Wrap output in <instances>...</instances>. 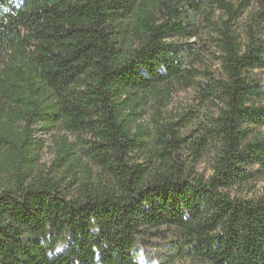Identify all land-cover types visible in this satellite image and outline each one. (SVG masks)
I'll use <instances>...</instances> for the list:
<instances>
[{"label": "trees", "instance_id": "1", "mask_svg": "<svg viewBox=\"0 0 264 264\" xmlns=\"http://www.w3.org/2000/svg\"><path fill=\"white\" fill-rule=\"evenodd\" d=\"M254 1L242 40L236 25ZM262 24L264 0H0V157L12 171L0 185V264H138L137 240L163 227L205 264H264V197L231 192L264 172V139L250 136L264 125L250 75L264 68ZM202 30L219 75L193 67L188 40ZM187 83L210 112L198 135L137 122L147 93L136 91L160 107ZM60 120L89 134L84 154L106 181H27L32 126ZM59 150L70 172L78 158Z\"/></svg>", "mask_w": 264, "mask_h": 264}, {"label": "rangeland", "instance_id": "2", "mask_svg": "<svg viewBox=\"0 0 264 264\" xmlns=\"http://www.w3.org/2000/svg\"><path fill=\"white\" fill-rule=\"evenodd\" d=\"M258 8V3L254 1L251 7L238 19L236 31L242 40L245 39L249 27L255 26L254 13ZM261 28L257 32L259 35L262 34L261 31H264V24L261 25ZM205 32L202 30L201 37L188 40L194 44V50L200 56L194 62L193 67L200 71L199 73L208 71L219 75L218 59L213 46L207 41ZM250 75L251 79L264 89V68L253 70ZM170 88V100L160 107L156 104L155 97L150 94L152 93L150 90L146 92L143 90L136 91L138 95L147 93V99L140 106L141 115L137 122L142 125H149L152 130L155 125L174 124L175 131L181 136L198 135L197 130L207 122L206 118L210 112L197 103L195 85L191 83L173 84ZM260 102L264 103V97L260 99ZM31 129L33 137L39 143V148L34 150L36 154L35 166L27 181L38 180L40 177L57 179L64 176L65 180L62 185L66 190L75 189L81 181L93 183L106 181L100 167L91 162L84 154L83 144L90 138L87 132L72 129L63 120L56 122L53 126L34 124ZM250 136L264 139V125L251 126ZM63 143L70 145L72 157L78 158L76 165L72 167L70 172H64L58 161V156L61 154L59 149ZM210 158L207 153L204 154L196 166V170L204 176L211 172ZM10 172L12 171L7 170L0 157V185L10 181ZM231 192L236 196L245 198L264 197V172L257 180L239 185L233 188ZM134 255L138 264H205L200 258L189 254L183 247H180V240L172 227H163L157 230L155 234H146L139 238L135 245Z\"/></svg>", "mask_w": 264, "mask_h": 264}]
</instances>
